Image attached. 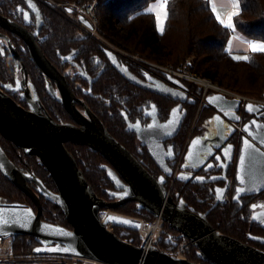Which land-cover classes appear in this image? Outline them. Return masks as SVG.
Segmentation results:
<instances>
[{
  "label": "water",
  "instance_id": "1",
  "mask_svg": "<svg viewBox=\"0 0 264 264\" xmlns=\"http://www.w3.org/2000/svg\"><path fill=\"white\" fill-rule=\"evenodd\" d=\"M30 2L32 3V1ZM0 26L24 39L35 67L44 76L56 81L58 94L57 96L55 93L50 95L62 105L75 123H56L36 106L26 110L0 88V135L16 148L23 150L26 155L34 156L46 170L56 190L51 191L46 188L44 183L33 174L21 173L0 147V172L17 189L26 194L36 207V212H34L28 205L0 199L1 236H11L12 238L29 236L38 243L33 249L35 252L85 257L106 264H202L201 262L208 264H264V251L215 230L206 219L205 213L195 214L188 210L183 202L175 203L172 196L168 195L165 190L163 176L155 178L147 172L142 164L107 132L100 120L87 107H84L83 111H79L75 107L74 103L79 100L68 91L66 83L60 85L61 79L57 76L58 71L44 57L34 40H26L27 32L1 16ZM104 52L109 63L130 83L146 88L159 96H170L180 103L185 101L186 95L181 92L180 88H186V86L180 80L167 75L172 86L157 80L163 85L159 86L157 82L147 77H145V81H142L120 64L114 52L108 49ZM149 82L153 85L147 86ZM209 97H220V99L210 101ZM206 101L215 114L206 118L207 120L204 119L206 121L203 131V121L200 122L198 126L200 132L192 141L197 137L201 138L202 135L207 136V132L212 135V129L216 132L220 128L219 126L222 127L219 123H222L232 132H227L219 146H209L208 148L212 147L213 153L219 150L217 156L225 161L226 142L231 138L232 133H235L231 122L239 121L241 101L236 98H228L220 93L208 94ZM248 105H252L254 110L249 111ZM246 112L253 114L256 118L264 119V106L247 103ZM215 117L220 119L216 120ZM169 119L177 120V122L167 126L168 120L150 131L152 142L156 144V147L159 146L157 142L160 139L167 138H155L156 133L170 130L173 131L171 134H175L179 129L178 114H174L172 110ZM213 119L216 120V123L206 126L207 121L211 122ZM217 133L221 136L224 132L217 131ZM254 138L249 135L248 138L245 137L253 145V149H247L243 143L245 139H243L237 151L234 180L238 188L244 189L239 196L248 193L251 195L264 189V186H258L257 191L248 192L246 190L247 181L256 183L264 180V155H261L264 153V143ZM67 142L86 146L108 162L109 165L102 166V169L107 171L109 179L115 183L116 202L107 203L97 196L86 181L83 172L78 168L73 154L66 149L65 143ZM147 146L160 171L169 177L171 173L166 168L167 166H164V156H158V148L154 150L151 145ZM230 146L229 152L232 160L235 151L234 146L232 144ZM255 149L259 151L257 152ZM197 150L196 146L192 147L193 155L194 153L196 155ZM242 156L243 161L241 160ZM188 161H190L189 158ZM243 167L247 168L249 173L241 174L240 171ZM182 168L183 170L188 169L185 166ZM176 179L180 182L183 181L179 175ZM27 181L35 184V191L27 186ZM236 195L237 193L234 191V196ZM39 196L61 210L70 228L41 220L42 206ZM214 197H217L216 188H214ZM129 202H134L138 211H144L153 218L160 217L163 222L169 224L172 230L180 233L181 237L191 241L200 261L193 262L168 252L157 251L154 248L144 249L140 242L137 245L132 244L122 238V233L117 235L115 231L108 230L106 227L108 222L127 227L128 221L114 216L109 217L112 219L101 221L98 210L116 209ZM137 228L134 227L132 230H137ZM257 240L264 243L262 238ZM164 242L168 243L169 240L164 239ZM37 249L40 251H36ZM51 249L56 250L52 251Z\"/></svg>",
  "mask_w": 264,
  "mask_h": 264
},
{
  "label": "flooded vegetation",
  "instance_id": "2",
  "mask_svg": "<svg viewBox=\"0 0 264 264\" xmlns=\"http://www.w3.org/2000/svg\"><path fill=\"white\" fill-rule=\"evenodd\" d=\"M27 1L0 0V16L9 19L22 30L26 31L27 41L34 40L44 57L58 71L59 74L57 76L61 79L60 85L66 83L68 91L79 100V102L74 103L75 107L79 111H83L84 107H87L94 113L106 128L107 132L114 137L132 157L141 163L145 170L153 177L157 178L160 175L163 176V173L153 160L150 148L147 145H151L154 150L158 148V156H164V166H167L166 168L170 170V173H172L175 165L180 160V169L177 177L179 175L183 181L180 182L177 179L173 181L170 190L172 192L170 195H172L173 201L175 203L183 202L186 208L195 214L205 213L206 219L210 225H212L209 219L210 214L217 209L225 210L231 222H239L244 226L241 232L233 231L235 236H228L248 246L264 251V243L257 240L258 238L264 239V189L252 193L251 195L248 193L243 196H234V191L237 193V189H240L237 187L234 180L239 144L245 137L248 138V135L252 138L255 137L260 141H264V119L256 118L253 114L247 113L245 104L243 110L239 112L240 122L237 124H240V130H237L232 125L235 133H232L231 138L226 142V149L229 148L230 144L234 146L235 152L233 159L231 160L230 152H228L227 155L224 154L226 155V160L222 161L220 157L217 156L219 150L213 153L212 147L208 148L209 146H219L222 139L226 137L227 132H232L230 128L219 123L222 127L219 126L220 128H218L217 131H219V133H224L219 136L217 131L215 132V130L212 129V135H209V132H207V136L209 135L208 137L204 135H202L201 138L197 137L200 138L201 143L196 145V149H198L196 155L194 153L192 159L189 158L190 161H188V152L190 147L192 148V139L200 132L198 130L200 122L203 121V131L205 121L207 120L206 118L212 117L215 114V111L210 107L204 108L200 112V119L196 129L184 148L187 126L192 118L196 104V92L188 90L187 88H180L181 92H184L186 95L185 101L180 103L170 96H159L148 91L146 88L130 83L109 63L104 52V50H106L105 47L97 43V49L92 52V54L87 55V50H89L85 40V38L88 39L87 35L82 34L83 37L64 39L59 37L56 35L53 24L47 13L59 14L48 8H46L48 9L46 10L44 6L39 5L34 0ZM30 1H32V3ZM25 13L28 14V20L24 19ZM116 57L120 64L126 67L127 70L138 79L145 81L144 79L147 77L155 82L158 80L161 83L172 86L169 80L167 81L165 78H156L155 76L147 74L143 66L124 60L118 56ZM113 71L116 74H114ZM160 82H157V84L163 86ZM151 85H153L151 82L147 84V86ZM0 88L8 97L26 110L36 106L56 123L75 124L62 105L50 95L51 93H55L56 96L58 94L56 81L50 77L44 76V74L35 67L30 59V51L24 39L1 26ZM178 95L181 96V94ZM153 106H155V112H152ZM174 109L178 110L177 114L180 118L179 129L175 134H171L173 131L170 130L164 133H156L154 135L155 138L167 137L162 140L160 139L157 142L159 146L156 147V144L152 142L150 131L156 126L158 127L167 122ZM149 113H151V115H149ZM253 121H255V124H253ZM137 122H139L138 127L135 126ZM115 123H117V125ZM215 123L216 120L214 119L211 122L208 120L206 126ZM149 125H154V127L150 128ZM246 125L248 126L247 132L245 131ZM205 137L207 139H205ZM67 145L78 146L67 142L65 143L67 150ZM0 147L6 157L21 173L25 175H35L44 183L46 188L51 191H56L54 184V187L48 186V181L39 176V174L28 165V161L34 156L26 155L23 150L16 148L14 145L13 147L9 146L8 141L1 138ZM169 149H171L172 152L170 156L167 155ZM69 152L72 154L71 151ZM107 165H109L108 162L102 157L98 163V168L104 173L105 181L101 188V192L98 191V189L96 190L100 192V195L94 192L99 198L103 199V201L114 203L117 201L115 197L117 191L115 183L109 179L107 171L102 169V166ZM209 165H211V167H209ZM183 166L188 169L183 170ZM78 168L82 171L79 166ZM0 176L6 178L1 172ZM169 178L170 177L164 179L165 190L168 188ZM208 180L214 182L211 183ZM7 181L9 182L8 179ZM0 183L8 186V183L1 178ZM9 184L12 183L9 182ZM27 186L35 191L36 187L34 183L27 181ZM214 188H216V190H222L221 198L217 199V197H214ZM26 197L28 196L26 195ZM0 199L5 200L2 194H0ZM28 199L30 200L29 197ZM39 201L42 206L41 220L45 221L49 219V217L47 216V212L44 211V207L52 203L45 200L42 196H39ZM30 202L33 208L31 204H29V207L36 212L34 203L31 200ZM54 206L53 209L57 207ZM118 208L111 210L115 214L123 216L124 219L128 221V226L116 227L114 231H118V233H116L117 235L122 233V238L125 239L124 236H128L131 233L130 231L136 232V230H132L133 226L130 223V218H144L135 215H140L141 211L137 210L134 202H129ZM126 209H133L135 214L121 212L126 211ZM47 210H50V208H47ZM220 225L221 224H217V226ZM212 227L220 232L218 228H215L216 226ZM243 231H245V235H241ZM240 235V239L236 238ZM161 243H164V241H161ZM191 248H194L193 245L190 246L188 255Z\"/></svg>",
  "mask_w": 264,
  "mask_h": 264
},
{
  "label": "trees",
  "instance_id": "3",
  "mask_svg": "<svg viewBox=\"0 0 264 264\" xmlns=\"http://www.w3.org/2000/svg\"><path fill=\"white\" fill-rule=\"evenodd\" d=\"M55 1L85 3L88 0ZM96 1L98 33L130 55L156 65L169 66L171 69H178L181 64L188 60L191 63V69L196 74L212 80L217 86L236 91V93L247 97L256 95L259 97L264 92V52L253 51L247 53V60L234 59V56L227 50L232 30L217 21L208 0H168L166 9L168 15L162 33H158L156 30L154 15L144 12L148 4L154 0ZM236 1L239 9L238 14L233 17L234 29L247 39L264 43V0ZM47 14L56 35L59 37L63 39L83 37V33L60 14ZM85 40L89 49L86 54L90 55L97 49V43L90 39L85 38ZM114 74L116 73L114 72ZM182 83L188 90L192 91L194 89L186 82ZM115 124L117 125V123ZM0 138L5 140L1 136ZM8 145L13 147V144L9 142ZM67 146L68 150L72 152L77 165L82 169L87 182L100 195L105 181L104 173L98 168V163L102 157L86 146ZM28 165L39 176L48 181V186H53L46 170L34 157L28 161ZM0 178L8 183V186L0 183V194L5 198V201L18 202L28 206L31 204L32 206L26 195L12 184H9L6 178L2 176ZM97 189L100 192L96 191ZM53 206L47 204L44 207V211L47 212L49 217L45 222L70 228L62 212L55 206V209H53ZM47 208H50V210H47ZM121 212L135 214L133 209H126V211ZM135 215L144 219H153L150 214L144 211H141L140 215ZM209 219L212 226H216L215 228H218L221 233L230 236H235L233 231L241 232V229L244 228L242 223L231 222L228 214L223 209L215 210L210 214ZM217 224L221 225L217 226ZM130 232L128 236H124L125 239L132 244H139L136 232ZM243 234L245 235V231L241 235ZM241 235L236 238L240 239ZM162 244L166 246L165 243ZM37 245L38 243L29 236H17L12 240V250L15 253L32 252ZM187 259L193 262L200 261L194 248H191ZM201 263L208 264L206 262Z\"/></svg>",
  "mask_w": 264,
  "mask_h": 264
},
{
  "label": "built area",
  "instance_id": "4",
  "mask_svg": "<svg viewBox=\"0 0 264 264\" xmlns=\"http://www.w3.org/2000/svg\"><path fill=\"white\" fill-rule=\"evenodd\" d=\"M39 5L48 8L49 10H54L61 16H63L67 21H69L74 27L77 28L80 32L88 36H95L98 34L96 29L97 24V1L88 0L85 3H80L78 1H73L70 3H61L55 0H34ZM99 36V34H98ZM101 44V43H100ZM102 45V44H101ZM104 46V45H102ZM105 49L111 50L118 57L124 60H130V55L124 51H120L117 47L109 45ZM144 68V67H143ZM147 74L155 76L156 78H165L168 81L167 75H170L181 82L187 80L192 83H196L201 86L202 91L196 94V103L197 107L194 111L193 118L188 127V134L185 141L184 148L189 142L190 136L192 135L197 122L199 120V114L209 105L206 101L208 94L212 93L210 90L220 91L218 93L225 95L228 98H236L241 101V109H243L245 103H251L253 105L264 106V101L262 100H248L244 99L237 95H228L226 92L220 88L214 86L213 82L208 79L199 76L191 69L190 61L184 62L180 67L175 69H165L163 68L162 72L159 74H154L152 71L144 68ZM213 83V84H212ZM237 130H240V124H235L231 122ZM180 169V160L175 165L171 175L169 176L167 194L171 190V185L176 179L177 174ZM164 179H167V176L163 175ZM98 216L101 221L108 219L111 216L124 218L115 214L111 209H99ZM130 223L134 227H138L137 237L139 242L143 245L144 249L154 248L157 251L168 252L172 255L187 258L188 251L192 242L181 237L180 233L172 230L168 223L163 222L160 217H155L153 219H141V218H130ZM107 229L114 231L117 226L112 222H108L106 225ZM168 239L169 242L165 243L164 246L161 241ZM12 240L13 238L5 237L0 235V264H106L95 259L85 258V257H76L72 255H63V254H51V253H38L35 251L28 253H15L12 250Z\"/></svg>",
  "mask_w": 264,
  "mask_h": 264
},
{
  "label": "snow or ice",
  "instance_id": "5",
  "mask_svg": "<svg viewBox=\"0 0 264 264\" xmlns=\"http://www.w3.org/2000/svg\"><path fill=\"white\" fill-rule=\"evenodd\" d=\"M167 3H168V0H158V4H157L156 8L155 9H149V12L155 11L156 20H157V27H158V30L161 31V32H163V30H164V20L167 18V15H168L167 10H166L167 9ZM234 6L236 7L237 11L232 12L231 14H229L228 17H227V20H225V19H223L221 17V14L217 11L215 6L212 7V11H213V13L216 16L217 21L219 23H221L222 25H224L226 28H232L233 27V24H232L233 17L238 14V9H239L238 2L235 3ZM28 18H29L28 14L25 13L24 14V19L28 20ZM229 44H231V41H229ZM250 47H251V50L254 51V52L255 51L264 52V44H259V45L252 44V45H250ZM233 58L234 59H242V60H247L248 59V57H246V56H237V57H233ZM219 99H220V97H209L210 101L211 100H219ZM247 108H248L249 111H253L254 110L252 105H248ZM152 112H155V106H153ZM173 113L174 114L178 113V110L174 109ZM225 114H227V113H225ZM149 115H151V113H149ZM215 119L219 120L220 118L219 117H215ZM237 119H238V117H237ZM176 122H177V120L169 119L167 126H171V125H173ZM253 124H255V121H253ZM135 126L138 127L139 126V122H137V125H135ZM149 127L150 128L154 127V125H149ZM245 131L246 132L248 131V126L247 125L245 126ZM205 139H207V138L205 137ZM200 143H201L200 138L194 139L192 141V147H195L196 145H198ZM243 143H244V145H245V147L247 149H253V145L250 144L248 140H244ZM262 143H264V141H262ZM230 147L231 146H229L228 149H225V154L226 155L228 154V152L230 150ZM255 151L258 152L259 150L255 149ZM171 154H172L171 149H169L167 155L170 156ZM192 155H193V152H192V148L190 147L189 153H188V158H191ZM261 155H264V153H261ZM241 160L243 161V156L241 157ZM209 167H211V165H209ZM243 191H244L243 188L237 189V196H239V194L241 192H243ZM221 195H222V190H217V199H219L221 197ZM109 219H112V218H109ZM4 223H6V221H4ZM51 250L55 251L56 249H51ZM36 251H40V249H37Z\"/></svg>",
  "mask_w": 264,
  "mask_h": 264
},
{
  "label": "rangeland",
  "instance_id": "6",
  "mask_svg": "<svg viewBox=\"0 0 264 264\" xmlns=\"http://www.w3.org/2000/svg\"><path fill=\"white\" fill-rule=\"evenodd\" d=\"M233 29H234V26L232 27ZM232 28H230L231 30H232ZM96 29H97V24H96ZM235 31V30H234ZM235 33V32H234ZM99 34V33H98ZM98 34L97 35H95V36H88L87 35V37H88V39H90V40H92V41H94V42H96V43H101L102 45H104L103 47H105L106 46V48L107 47H109V45H113L112 43H110L108 40H106L105 38H103L102 36H100V34H99V36H98ZM236 34V33H235ZM113 46H115V45H113ZM116 47V46H115ZM118 48V47H117ZM119 49V48H118ZM232 49V45H230L228 48H227V50L228 51H230ZM120 51H124V50H121L120 49ZM124 52H126V51H124ZM127 53V52H126ZM127 54H129V53H127ZM130 55V54H129ZM233 56L234 57H237V56H246V54H241V53H233ZM130 62H133V63H136V64H138V65H141V66H143L144 68H146V69H148L149 71H152L154 74H159L160 75V73L162 72V70H163V68H165V69H171L169 66H162V65H156V64H154V63H150L149 61H146V60H144V59H140V58H138V57H135V56H132V55H130ZM182 65V64H181ZM180 67V66H179ZM175 70H177V69H175ZM212 81V80H211ZM183 82H186V84H188V85H190V87H193L194 89H193V91L194 92H196V94H198V93H200L201 91H202V88H201V86L199 87V85L198 84H196V83H192V82H190V81H187V80H185V81H183ZM213 84V83H212ZM214 86H216V87H218V88H220L221 90H223L224 92H226L228 95H230V96H232V95H237V96H240V97H242V98H244V99H248V100H262V101H264V92H262L261 93V95L258 97V95H256V96H251V97H247V96H244V95H241V94H239V93H236V91L234 92L233 90H228V89H225V88H223V87H220V86H217L215 83L213 84ZM196 90V91H195ZM212 93H217V92H220V91H217V90H210ZM196 107H197V103L195 104V109H196ZM195 109H194V111H195ZM193 115H194V112H193ZM193 115H192V118H193ZM192 118H191V120H192ZM199 119H200V117H199ZM191 120H190V122H191ZM199 121V120H198ZM198 123V122H197ZM197 126V125H196ZM195 129H196V127H195ZM195 129H194V131H195ZM193 131V132H194ZM187 134H188V132H186V136H185V141H186V138H187ZM245 172L246 173H249V170L247 169V168H242L241 169V171H240V173L241 174H245ZM248 183H247V191L248 192H254V191H257V188H258V186H264V180L263 181H258V182H256V183H253L252 181H247ZM166 190H167V188H166ZM172 192L170 191L169 192V194L168 195H170ZM172 196V195H171Z\"/></svg>",
  "mask_w": 264,
  "mask_h": 264
},
{
  "label": "crops",
  "instance_id": "7",
  "mask_svg": "<svg viewBox=\"0 0 264 264\" xmlns=\"http://www.w3.org/2000/svg\"><path fill=\"white\" fill-rule=\"evenodd\" d=\"M208 2H209L211 9L213 6H215L217 11L221 14V17L225 20H227V17L229 14L237 11L236 7L234 6L235 3H237L236 0H208ZM157 4H158V0H154V1L150 2L148 4V6L146 7V9H144V12L151 13L154 15L156 30L158 33H162L161 31L158 30V27H157V20H156L155 11L149 12V9H155ZM166 19L164 20V25H165ZM232 24H233V20H232ZM234 30L232 28V33H231V36L229 38V41H231V44H229V41L227 44V48L230 45H232V49L229 51L231 53V55H233V53H241V54L247 55V53L253 52L251 50L250 45H252V44H257V45L264 44L263 42L258 41V40L247 39V38L243 37L236 29H234ZM245 104H247V103H245ZM242 110L243 109H241V104H240L239 112H241Z\"/></svg>",
  "mask_w": 264,
  "mask_h": 264
},
{
  "label": "bare ground",
  "instance_id": "8",
  "mask_svg": "<svg viewBox=\"0 0 264 264\" xmlns=\"http://www.w3.org/2000/svg\"><path fill=\"white\" fill-rule=\"evenodd\" d=\"M218 93V92H217ZM221 93V92H220ZM209 105V104H208ZM209 107V106H208ZM240 122V120L238 121V122H233V123H235V124H237V123H239Z\"/></svg>",
  "mask_w": 264,
  "mask_h": 264
}]
</instances>
